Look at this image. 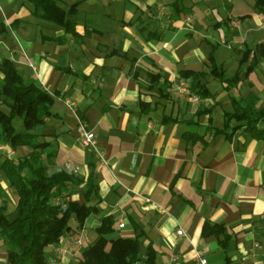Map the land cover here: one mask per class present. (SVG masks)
<instances>
[{"label":"crops","instance_id":"0c3cea01","mask_svg":"<svg viewBox=\"0 0 264 264\" xmlns=\"http://www.w3.org/2000/svg\"><path fill=\"white\" fill-rule=\"evenodd\" d=\"M56 1L64 9L78 2L76 36L36 16L33 0H0V62L13 60L25 79L55 93L56 116L33 131L47 144V166L86 176L93 164L97 174L98 210L82 227L73 224L49 258L61 248L69 251L65 264L77 261L83 248L72 254V240L83 233L84 246L91 243L101 218L112 215V235L125 230L133 237L136 224L142 250L151 244L158 251L156 264H198L196 249L207 264H264V140L241 130L228 140L209 128L222 127L231 98L253 93L264 109V12L255 0H182L177 16L173 0ZM246 47L256 48L258 62L247 71L251 54L229 90L208 77L213 96L199 99L180 78L181 69L206 71L210 52L230 77ZM150 74L160 75L159 84L172 83L166 99L147 89ZM139 100L150 105L141 107ZM204 108L212 112L197 116ZM164 115L178 121L162 122ZM80 124L94 133V148L81 145ZM20 149L28 148L0 144V157ZM204 221L230 232L227 260L215 236H201Z\"/></svg>","mask_w":264,"mask_h":264},{"label":"trees","instance_id":"16d2710c","mask_svg":"<svg viewBox=\"0 0 264 264\" xmlns=\"http://www.w3.org/2000/svg\"><path fill=\"white\" fill-rule=\"evenodd\" d=\"M181 1L173 0L170 4L176 16L182 10ZM33 3L36 16L62 27L66 34L77 35L73 16L77 11L78 2L71 4L67 9L61 7L56 0H33ZM254 6L257 11L264 12V0H255ZM3 31L5 26L0 24V33ZM54 40L64 43L65 37H57ZM251 54L247 71L254 68L259 54L256 48L246 47L238 67L230 77H225L223 67L216 64L213 52L208 54L210 64L206 71L181 69L179 75L187 82L191 94L199 99L210 98L213 95L207 88V78L217 79L225 84V89H231L239 81L241 64L246 62ZM0 73V103L7 108H0V143L7 145L10 150L21 146L30 148L28 155L16 159L9 158L6 154L0 157V172L7 188L15 197L12 213L7 212L5 204H0V247L5 254V264H53L45 253V248L56 245L64 233L72 229V219L74 224L82 227L86 219L98 210L100 197L97 174L93 164H90L86 176H78L65 170L47 173V163L40 153L47 144L38 141V135L33 131L37 125L43 124L46 118L56 116L52 112L55 93H49L38 87L33 80L25 79L9 58L0 62ZM159 77V74H150L147 89H153L159 98L166 99L172 83L163 80L159 84ZM230 102L232 110L223 113L222 127L209 124L214 135L220 134L231 140L233 135L241 130L251 138L264 140V109L259 108L258 97L249 93L243 99L231 98ZM138 103L141 107L150 105L142 100ZM211 112L212 108H204L196 111V115ZM16 119L20 120L23 127L21 131H17L14 126ZM232 120L236 123L230 125ZM161 121L175 122L178 119L164 115ZM183 135L187 139L204 140V135L193 132H184ZM71 186L80 187L81 202L71 198ZM2 190L0 181V193ZM115 222L112 215L101 218L100 224L94 229L96 237L80 251L78 264H156L158 251L151 244L142 250V230L132 223L135 232L133 237L113 236L112 233L116 230ZM201 236H215L218 245L223 249L224 260L228 259L225 249L230 243L231 234L225 225L204 221Z\"/></svg>","mask_w":264,"mask_h":264},{"label":"rangeland","instance_id":"374dc122","mask_svg":"<svg viewBox=\"0 0 264 264\" xmlns=\"http://www.w3.org/2000/svg\"><path fill=\"white\" fill-rule=\"evenodd\" d=\"M211 87H213V85H211ZM0 108L4 109V110H7V108L2 106L1 103H0ZM215 120L217 121L216 124L220 125L218 123V118L215 119ZM233 123L235 124L236 122L234 120L230 121V125H233ZM14 126H15L17 131H21L23 129V127L20 124V120L19 119L15 120ZM29 150H30L29 148L26 149V151H23L21 149H20V151L19 150L18 151L15 150V153H14V155H12L11 158L16 159V158L28 155ZM40 153H41L42 159L46 162V159L44 158L45 157L44 151L41 150ZM55 171H58V170H56L54 166H51V165L48 166V168H47V173L48 174H51L52 172H55ZM0 181L3 183V186H4L2 192L0 193V204H5L7 206V212L12 213L13 209H14V204H15V197L12 195L11 191L7 188V183H6L5 179L3 178L1 172H0ZM69 191L71 192V198L72 199L79 198L80 201L82 200V196L80 195V187H72L71 186V187H69ZM70 224L71 225L74 224V220L73 219L70 221ZM116 233H119V232H116ZM121 233L124 236V235H126L125 233H127V232H125V230H123ZM61 239H64L63 236L61 237ZM50 247L51 246H48V247L45 248V253L48 254V255L51 253V248ZM52 255L54 256V254H52ZM3 258H5V254H4L3 249L0 247V264L2 263L1 259H3ZM76 258H77V261L73 260L69 264H78V261L80 259V252L78 253ZM190 264H193V263H190ZM198 264H199V262H198Z\"/></svg>","mask_w":264,"mask_h":264},{"label":"built area","instance_id":"2783aa9c","mask_svg":"<svg viewBox=\"0 0 264 264\" xmlns=\"http://www.w3.org/2000/svg\"><path fill=\"white\" fill-rule=\"evenodd\" d=\"M189 20V19H187ZM264 24V21H263ZM70 106L73 105V103L67 102ZM79 131L82 133V137L80 139V143L83 147L85 148H94L95 147V140H94V133L87 131L84 127L83 124H80L79 126ZM125 227L124 222H119L118 224V228H123ZM183 232L182 230H177L176 234L181 235ZM88 241V238L86 236H84L83 233H80L77 237H75L72 242L70 243L71 249H75L74 251H72V254H75L78 250H80L81 248L84 247V243H86ZM69 252L67 249H56V251H54V256L53 258H51L50 262L53 264H65L64 263V256L66 255V253ZM194 258L195 260H197L199 262V264H207L206 258L203 257V253L196 249L195 250V254H194ZM171 262H177L178 261V257L177 256H172L170 259Z\"/></svg>","mask_w":264,"mask_h":264}]
</instances>
